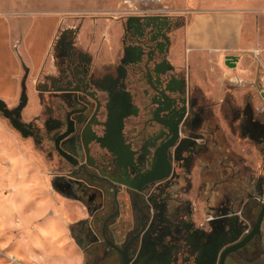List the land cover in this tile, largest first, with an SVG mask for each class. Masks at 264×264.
Instances as JSON below:
<instances>
[{
	"label": "flooded vegetation",
	"instance_id": "obj_1",
	"mask_svg": "<svg viewBox=\"0 0 264 264\" xmlns=\"http://www.w3.org/2000/svg\"><path fill=\"white\" fill-rule=\"evenodd\" d=\"M143 19L132 18L133 46L104 79L89 54L72 67L74 80L59 75L75 59L77 27L63 28L54 46L60 91L45 128L65 169L60 183L91 218L90 264H123L121 251L128 264H264V220L223 257L264 207V134L259 143L252 136L264 117L248 100L231 114L209 112L190 67L173 63L172 22ZM225 116L249 148L260 146L259 166L236 150Z\"/></svg>",
	"mask_w": 264,
	"mask_h": 264
},
{
	"label": "rangeland",
	"instance_id": "obj_2",
	"mask_svg": "<svg viewBox=\"0 0 264 264\" xmlns=\"http://www.w3.org/2000/svg\"><path fill=\"white\" fill-rule=\"evenodd\" d=\"M190 8L186 0H0V245L5 254L24 264L91 263L89 212L60 183L65 169L45 128L60 91L56 66L62 63L53 60L59 33L77 27L80 35L71 50L75 59L63 63L59 75L74 80L72 67L89 54L100 80L124 64L122 55L133 46L128 38L137 34L132 18L166 15L175 46L191 19ZM263 71L261 63L250 76L226 63L217 74L189 68L190 78L209 97L211 113L222 108L232 113L247 100L255 110L264 107ZM16 110L19 116L11 117ZM230 121L225 116L219 123L236 147H248ZM0 264H8L1 255Z\"/></svg>",
	"mask_w": 264,
	"mask_h": 264
},
{
	"label": "crops",
	"instance_id": "obj_3",
	"mask_svg": "<svg viewBox=\"0 0 264 264\" xmlns=\"http://www.w3.org/2000/svg\"><path fill=\"white\" fill-rule=\"evenodd\" d=\"M186 2L193 11L190 21L172 48L175 66H192L198 72L217 74L228 56L237 57L236 67L244 76L253 74L255 64L264 66V0ZM203 80L207 84L206 77ZM262 108L257 106L256 118L259 120L264 117L259 111ZM253 129L252 136L259 143L264 130L260 123ZM259 147H236V150L259 166Z\"/></svg>",
	"mask_w": 264,
	"mask_h": 264
},
{
	"label": "water",
	"instance_id": "obj_4",
	"mask_svg": "<svg viewBox=\"0 0 264 264\" xmlns=\"http://www.w3.org/2000/svg\"><path fill=\"white\" fill-rule=\"evenodd\" d=\"M236 62H237V57H235V56H228V57H227L226 64H227L228 66H230V67H236ZM262 97L264 98V93H262ZM263 220H264V207H263L262 211H261L260 214H259V217H258L257 223H256V225H255V229H254V231L252 232V234H251L249 237H247L243 242H241V243L235 245L234 247L230 248L229 250H227V251L225 252V254H224L223 257H225V255H226L227 253H229L231 250L236 249V248H238V247H241V246L245 245V243H247V242L253 237L254 234H259V233L261 232V226H262V222H263ZM120 251H121V250H120ZM121 252H122L123 257H124V262H123V264H128L129 262H128V259H127V256H126L125 251H121Z\"/></svg>",
	"mask_w": 264,
	"mask_h": 264
},
{
	"label": "built area",
	"instance_id": "obj_5",
	"mask_svg": "<svg viewBox=\"0 0 264 264\" xmlns=\"http://www.w3.org/2000/svg\"><path fill=\"white\" fill-rule=\"evenodd\" d=\"M0 255L4 256L8 264H24L20 259H18L14 255H7L5 254L4 248L0 245Z\"/></svg>",
	"mask_w": 264,
	"mask_h": 264
},
{
	"label": "bare ground",
	"instance_id": "obj_6",
	"mask_svg": "<svg viewBox=\"0 0 264 264\" xmlns=\"http://www.w3.org/2000/svg\"><path fill=\"white\" fill-rule=\"evenodd\" d=\"M17 171V170H16ZM8 255H11V254H8ZM13 255V254H12Z\"/></svg>",
	"mask_w": 264,
	"mask_h": 264
}]
</instances>
